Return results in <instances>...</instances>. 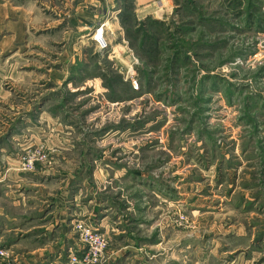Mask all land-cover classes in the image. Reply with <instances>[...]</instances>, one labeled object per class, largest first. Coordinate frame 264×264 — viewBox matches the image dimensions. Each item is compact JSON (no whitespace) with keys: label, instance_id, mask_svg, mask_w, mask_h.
Listing matches in <instances>:
<instances>
[{"label":"rangeland","instance_id":"rangeland-1","mask_svg":"<svg viewBox=\"0 0 264 264\" xmlns=\"http://www.w3.org/2000/svg\"><path fill=\"white\" fill-rule=\"evenodd\" d=\"M172 1L157 20L123 0L115 29L84 23L80 0H0L16 12L0 18V161L125 175L99 193L131 220L127 234L69 217L58 264L81 258L85 229L108 242L99 264H124L126 250L127 264H264V0ZM160 188L170 205L163 232L149 231L162 205L145 194Z\"/></svg>","mask_w":264,"mask_h":264},{"label":"crops","instance_id":"crops-1","mask_svg":"<svg viewBox=\"0 0 264 264\" xmlns=\"http://www.w3.org/2000/svg\"><path fill=\"white\" fill-rule=\"evenodd\" d=\"M80 1L78 15L82 19L86 18L84 23H89L90 27L98 25L113 26L115 29H119V26L123 28L121 19L126 14L122 8L123 0ZM131 1L134 6V16L143 19L153 17L161 20L157 16L158 13L164 8L170 9L173 4L172 0ZM5 9H8L10 15L16 14L8 4H3L0 5V18L5 16ZM18 13L20 14V12ZM18 23H20V15H18ZM122 31L124 32V29ZM121 37L125 42L124 35ZM85 38L83 37V40L86 43L92 36L87 40ZM58 148L61 150L65 148L69 152L67 143L59 145ZM4 150V146L0 145V151ZM79 166L82 167L80 170ZM113 166V163H108L99 168L96 167L91 178L90 174L88 177L87 171H84L86 168L88 169L86 163L83 166L82 162L69 161L64 158L56 159L53 167L30 175L17 171L19 168L17 161L4 164L0 161V240L4 242V246L12 255V264L65 262V259H62L63 254H68L69 243H71L69 240V217H77L79 213L82 215V212L83 217L96 222L104 233H107L112 226L118 233L117 235H126L127 227H131V220L124 221V217H122L124 214L116 208L114 200L109 202L108 199L100 197L99 193L108 182L125 177L124 174H118ZM92 181L93 183H91ZM42 192H46L48 195H40ZM145 195L155 198L158 204L162 205L161 208L157 206L155 210L156 213H159L155 218L157 220L155 227L157 228L151 225L150 228L146 227L147 225L145 227L149 231L157 229L163 232L165 219L163 210L164 206L170 205L169 195H165L163 188ZM49 196H55L56 201L51 200ZM71 206L74 208L75 215L69 214ZM6 209L18 210L20 214L15 215ZM147 209L148 212L150 210L148 214L147 211L141 212L142 210H140V214L138 213L140 218L151 216L153 208L147 207ZM153 216L155 215L153 214ZM158 220H161L160 223ZM142 222L144 221H141V225ZM123 224L124 228L121 227ZM160 226L162 229L159 228ZM151 246L159 247L155 244ZM14 251L20 255L14 256ZM131 253L126 250L123 255L119 256L117 263L120 261H124V264L132 262ZM152 257L161 261L165 259L162 252Z\"/></svg>","mask_w":264,"mask_h":264},{"label":"built area","instance_id":"built-area-1","mask_svg":"<svg viewBox=\"0 0 264 264\" xmlns=\"http://www.w3.org/2000/svg\"><path fill=\"white\" fill-rule=\"evenodd\" d=\"M97 42L100 44L102 50L107 48V42L103 36H99ZM25 169L31 171L34 169V162L29 161L25 164ZM84 252L80 259L74 258V264H99L108 247V242L104 236L92 233L91 230L85 229L83 231ZM5 254L0 250V258H5Z\"/></svg>","mask_w":264,"mask_h":264},{"label":"bare ground","instance_id":"bare-ground-1","mask_svg":"<svg viewBox=\"0 0 264 264\" xmlns=\"http://www.w3.org/2000/svg\"><path fill=\"white\" fill-rule=\"evenodd\" d=\"M96 36H97V35H96ZM96 38H97V37H94L93 41H94V40H96V41H97V39H96ZM98 38H99V36H98Z\"/></svg>","mask_w":264,"mask_h":264}]
</instances>
